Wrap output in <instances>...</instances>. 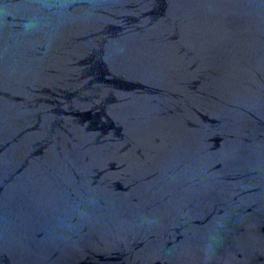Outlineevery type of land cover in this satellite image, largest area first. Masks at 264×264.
Returning a JSON list of instances; mask_svg holds the SVG:
<instances>
[{
    "label": "water",
    "instance_id": "water-1",
    "mask_svg": "<svg viewBox=\"0 0 264 264\" xmlns=\"http://www.w3.org/2000/svg\"><path fill=\"white\" fill-rule=\"evenodd\" d=\"M0 264H264V0H0Z\"/></svg>",
    "mask_w": 264,
    "mask_h": 264
}]
</instances>
